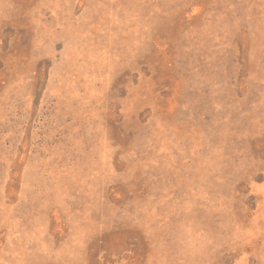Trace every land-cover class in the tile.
<instances>
[{
	"label": "rangeland",
	"instance_id": "1",
	"mask_svg": "<svg viewBox=\"0 0 264 264\" xmlns=\"http://www.w3.org/2000/svg\"><path fill=\"white\" fill-rule=\"evenodd\" d=\"M0 264H264V0H0Z\"/></svg>",
	"mask_w": 264,
	"mask_h": 264
}]
</instances>
